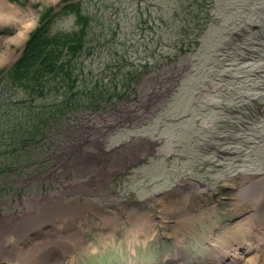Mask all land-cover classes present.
<instances>
[{
    "label": "rangeland",
    "instance_id": "1",
    "mask_svg": "<svg viewBox=\"0 0 264 264\" xmlns=\"http://www.w3.org/2000/svg\"><path fill=\"white\" fill-rule=\"evenodd\" d=\"M76 1L7 0L0 69L50 9ZM81 5L92 16L87 88L112 97L67 124L53 159L11 181L0 264H18L21 249L36 252L32 264H264V119L245 123L241 107L216 138L236 88L264 93V0ZM76 19L57 15L53 31Z\"/></svg>",
    "mask_w": 264,
    "mask_h": 264
},
{
    "label": "trees",
    "instance_id": "2",
    "mask_svg": "<svg viewBox=\"0 0 264 264\" xmlns=\"http://www.w3.org/2000/svg\"><path fill=\"white\" fill-rule=\"evenodd\" d=\"M61 8L54 12L50 9L30 33L18 60L11 68L0 69V198L7 195L11 181L23 179L18 175L27 173L25 167L39 164L46 155L53 159L66 138L67 124L81 111L97 110L112 97L105 89H88L89 81L84 79V57L93 52L91 14L83 11L81 0ZM69 12L76 14L79 28L54 32V18ZM239 89L234 90L236 105L222 104L217 128L223 136L216 138L227 137L229 115L242 114L241 107L246 108L250 119L245 123L260 124L264 119V93L249 96ZM235 124L234 130H241L242 126ZM214 130L218 135V129ZM212 146L210 142L205 144Z\"/></svg>",
    "mask_w": 264,
    "mask_h": 264
},
{
    "label": "bare ground",
    "instance_id": "3",
    "mask_svg": "<svg viewBox=\"0 0 264 264\" xmlns=\"http://www.w3.org/2000/svg\"><path fill=\"white\" fill-rule=\"evenodd\" d=\"M9 5L10 4H8L7 0H0V7H1V9H3V11H0V18L1 19H7V18L10 19V16L12 14V11H13L14 7L10 8ZM7 8H8V10H7ZM38 252H41V251H38ZM35 256H36V252L32 253V254H29L28 249H25V250L21 249L18 257L17 258L14 257V258H16V261H17L18 264H23V263L32 264L33 261L36 262V260H37ZM32 257H34V259L29 261V259L32 258ZM12 263H14V262H12Z\"/></svg>",
    "mask_w": 264,
    "mask_h": 264
}]
</instances>
